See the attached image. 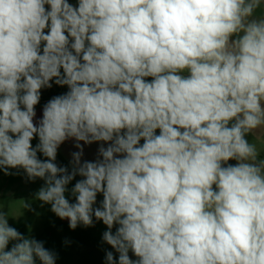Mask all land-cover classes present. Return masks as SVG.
<instances>
[{"label":"clouds","instance_id":"1","mask_svg":"<svg viewBox=\"0 0 264 264\" xmlns=\"http://www.w3.org/2000/svg\"><path fill=\"white\" fill-rule=\"evenodd\" d=\"M257 132L264 0H0V173L102 223V264H264ZM58 259L0 208V264Z\"/></svg>","mask_w":264,"mask_h":264},{"label":"rangeland","instance_id":"2","mask_svg":"<svg viewBox=\"0 0 264 264\" xmlns=\"http://www.w3.org/2000/svg\"><path fill=\"white\" fill-rule=\"evenodd\" d=\"M74 2V0H73ZM66 91V88L54 86L43 93L41 105L37 106L38 115L41 107L51 96ZM249 141L257 145L264 155V136L260 132L248 137ZM35 144V141H34ZM97 145L85 147V158L93 159ZM73 142H66L61 146L57 162L67 164L70 154L75 151ZM231 163H234L231 162ZM43 181L29 182L21 171L18 175L5 176L0 173V208L9 213L10 225L16 227L25 235H31L45 241V246L59 253L57 264H102L101 235L105 231L102 223L95 227H78L71 230L67 220H61L50 211V205L41 207V202L35 199L36 191ZM31 205V210L24 208V204ZM67 241V243H65ZM103 247H108L104 245Z\"/></svg>","mask_w":264,"mask_h":264},{"label":"crops","instance_id":"3","mask_svg":"<svg viewBox=\"0 0 264 264\" xmlns=\"http://www.w3.org/2000/svg\"><path fill=\"white\" fill-rule=\"evenodd\" d=\"M256 135V134H255Z\"/></svg>","mask_w":264,"mask_h":264}]
</instances>
